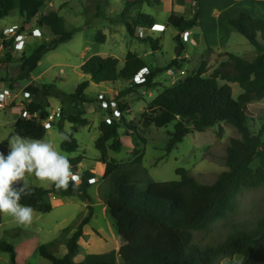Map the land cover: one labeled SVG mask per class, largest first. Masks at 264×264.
<instances>
[{"label":"trees","instance_id":"1","mask_svg":"<svg viewBox=\"0 0 264 264\" xmlns=\"http://www.w3.org/2000/svg\"><path fill=\"white\" fill-rule=\"evenodd\" d=\"M148 1L125 0L122 16L128 34L148 42L155 53L161 49L159 40L150 37L143 39L137 34L138 28L151 29L155 25V19L143 13L130 16L134 7ZM156 2L160 4L159 0ZM44 5V0H0V20L18 11L26 23L36 19L37 28L48 29L56 37L48 45L41 44L32 54L24 53L21 56L19 80H31L43 57L74 37V31L66 30L63 19L57 13L40 15ZM198 18V13H195L192 19L172 13L168 26L183 32L191 31L198 26ZM228 24L255 48L256 57L248 61L233 53H226L227 61L211 74H208L207 62L203 63L193 75L187 76L172 87H165L147 105L142 115L147 125H154L156 128H166L174 124V131L170 133L167 145L168 153L192 133H203L221 123H228L237 129L241 138L230 141L226 158L227 170L210 185L199 182L187 170L180 168L176 171L179 180L155 182L148 178L146 188L141 190L134 183L141 178V172L128 170V164H121L109 158V152L117 153L122 150L123 143L119 134L121 124L128 128V137H138L145 142L138 132V127L127 123L125 115L130 113L131 106L123 97L136 89L161 88L162 84L156 81L158 76L171 68L180 67L177 59L164 67H153L137 53L128 52L121 66L117 58L94 55L80 68L81 72L89 77L90 82L96 85H115L119 81L134 79L145 68L149 70L145 83L134 85L133 90L129 89L116 96L122 116L120 119H114L111 124L103 120L99 126L100 135L95 142V148L100 153L99 161L104 167L103 181L109 184V190L100 198L108 208L116 227L119 230L142 233L153 240L141 249L128 250L122 256L123 264H216L219 259L237 257L240 261L235 264H264V217L259 218L251 227L242 224L231 225L229 234L217 244L205 247L194 244V232L206 231L212 224L237 213V198L243 191L264 188V125L258 134H254L249 127L247 114L248 106L254 99H264V18L239 12L228 20ZM95 39L98 43H104L106 35L99 32ZM176 39L180 48H184L181 39ZM14 42L5 40L3 47L7 49ZM90 82L78 85L73 94L64 93L55 84L43 85V89L29 85L25 90L33 94L34 100L28 105L27 112L37 117L18 118L14 125L15 134L33 139L46 138L48 130L43 121L50 114V105L37 101L41 93L46 99L51 97L71 102L74 113L65 120L73 125L74 133L78 132L79 127L87 126L89 122L85 118V106L93 102L86 94ZM230 84H237L242 89L237 98H234ZM63 121L57 125L61 130L64 127ZM67 137L68 139L61 143L62 151L76 152L79 149L78 141L73 134ZM133 153L139 156L130 165L142 166L144 156L137 148ZM69 160L72 167H76L82 164L85 157L79 156ZM257 160L260 165L254 168L253 164ZM82 179L84 190L81 194L75 193V188L71 185L68 192L57 190L53 185L51 190L36 188L31 190V195L22 197L21 204L31 206L35 212L42 214L53 210L52 205L45 200L46 195L51 192L58 196H79L89 204L88 214L81 219L75 231L72 233L74 229L71 227L63 230L72 234L63 258L52 254L50 245L40 246L38 254L50 264H117L76 261L81 248L79 241L84 237V228L94 217V209L87 193L91 185L84 175ZM0 251L10 254L11 264H17L13 245L0 242Z\"/></svg>","mask_w":264,"mask_h":264},{"label":"rangeland","instance_id":"2","mask_svg":"<svg viewBox=\"0 0 264 264\" xmlns=\"http://www.w3.org/2000/svg\"><path fill=\"white\" fill-rule=\"evenodd\" d=\"M156 1L149 0L130 11V16L143 13L159 22L158 30L161 32L151 33L152 28H144L142 38L158 39L161 49L154 54L144 56V53L152 52L151 46L148 42L133 38L128 34L122 16L125 0H44L45 5L40 15L57 13L63 19L66 30L74 31V37L71 41L61 44L56 50L46 54L39 63V68L32 74V79L28 81L19 80L20 59L24 53L30 55L38 49L41 46V40L28 36L24 41L14 42L11 47L5 49L3 47L4 29L25 27L26 31L31 33L34 28L38 27L36 19L26 23L20 13L14 11L8 18L0 20V88H5L9 93L18 96L16 100L12 99L15 102L10 100L8 108L0 109V152L7 156L9 151L7 139L15 134V121L25 116V112L20 115L11 111V106L17 103L21 106L20 103L24 100L21 92L32 84L40 89H43L41 88L43 85L55 84L64 93L73 94L78 85L90 82L89 77L84 75L80 69L88 57L94 55L116 57L122 66L126 54L134 52L144 56L143 58L148 61L149 65L164 67L177 59L179 51V54L182 53L177 59L180 67L174 68L186 72L183 80L196 73L205 62H207L208 74L213 73L223 62L227 61L226 53H233L248 61L256 57L255 48L243 35L232 28L227 44L210 48L206 46V40L203 38L198 46L194 47L190 42H183L184 48H180L176 37L181 39L182 33L168 26V19L172 14V9L177 15L183 14L187 19L193 18L192 12L198 13L199 11L198 3H195V0H159V5ZM202 8V17L207 22L211 9L204 3H202ZM222 26L229 28L226 23L225 25L222 23ZM41 30L49 42L56 39L50 30ZM191 31L199 35V38L203 37L200 29L194 28ZM99 32L106 35V42L96 41L95 37ZM222 34L224 37L227 35L224 29ZM182 79L175 80L164 72L156 80L162 84V87L152 90L147 88L133 90L131 80L119 81L115 85H96L90 82L86 94L93 99V102L85 106V118L89 124L79 127L76 133L73 132V126L65 120L74 113V106L66 104L68 100L61 101L51 97L46 99L42 93L38 95L37 101L50 105L49 112L60 113V117L56 119L54 127L48 130L44 140L52 142L69 159L85 157L81 165L72 167L74 173H87V176H91L95 172L97 178H101L87 190L91 199L90 205L94 209V217L84 228V237L79 241L81 248L76 257L77 262L123 264L122 256L128 250L141 249L153 242L151 238L142 233L119 230L100 198L104 192L109 190L108 182L103 181L104 167L99 161L100 153L95 148V142L99 137V124L106 114L98 100L100 93H104L107 99H111L129 89L133 90L123 97L131 106L130 113L125 116L127 123L138 127V132L145 142L143 143L138 137H128L126 135L128 128L125 124H121L119 134L123 143L122 150L117 153L110 152L109 158L121 164H128V170L141 172V178L134 182L141 190L146 188L148 178L155 182L179 180L176 171L180 168L187 170L199 182L208 185L213 184L218 176L227 170L226 158L230 141L241 138L237 129L230 124L221 123L206 129L203 133H192L168 153L167 145L170 133L174 131V124L166 128H156L154 125H147L142 119L147 105L165 87H172ZM230 85L233 88L234 98H237L242 93V89L237 84ZM32 99L34 100L33 94ZM247 114L251 131L258 134L264 125V99H254L248 106ZM62 120H64L63 130L57 126ZM70 134L74 135L79 144V149L74 153H66L61 149L63 142L61 137ZM262 138L264 140V136ZM137 144L139 147H136ZM136 148L144 156L142 166L130 165L139 156L133 153ZM259 165L257 160L253 167L257 168ZM29 183L31 190L36 188L51 190L53 186L49 182L39 181L34 176L29 177ZM68 190L61 189L60 191L68 192ZM83 190V186L75 187L77 194H81ZM45 200L52 205V212L47 214L34 212L32 223L27 226L18 224L11 216L1 214L3 223L0 224V242H6L15 247L17 264H50L38 254L39 247L43 245H50L52 254L63 258L67 253V242L72 235L71 232L65 233L63 230L71 227L74 229L73 233L81 219L88 214L89 204L79 196H58L51 192L46 195ZM237 202V213L230 215L226 220L212 224L206 231L194 232V244L200 247L217 244L229 234L231 225L242 224L251 227L259 218L264 217V188L243 191L238 196ZM238 261H240L239 257L223 258L219 259L216 264H235ZM0 264H11L10 254L0 251Z\"/></svg>","mask_w":264,"mask_h":264},{"label":"clouds","instance_id":"3","mask_svg":"<svg viewBox=\"0 0 264 264\" xmlns=\"http://www.w3.org/2000/svg\"><path fill=\"white\" fill-rule=\"evenodd\" d=\"M61 139L67 140V136ZM8 140V154L0 152V214L11 216L20 225L32 223L35 210L20 203L31 195L29 177L49 182L57 190L78 187L80 174L72 171L69 158L52 142L14 134Z\"/></svg>","mask_w":264,"mask_h":264},{"label":"built area","instance_id":"4","mask_svg":"<svg viewBox=\"0 0 264 264\" xmlns=\"http://www.w3.org/2000/svg\"><path fill=\"white\" fill-rule=\"evenodd\" d=\"M165 27V26H164ZM159 29V25L155 24L152 27V32H161L158 30ZM161 29V28H160ZM141 31V30H140ZM165 32V31H164ZM141 32H139L138 36H141ZM4 36H5V40L6 41H10V40H14L15 42L19 43L24 41L28 36H31L35 39H40L41 40V44L43 45H48L50 44L48 38H46L43 35V32L41 29L39 28H34L31 33H28L25 29V27L20 28V29H16L14 27H8L4 29ZM181 42H190L193 46L196 45V42L194 41V39L191 38V34L189 31L187 32H182L181 35ZM187 57V56H186ZM149 74V70L147 68L143 69L140 71L139 75L136 76L134 79L131 80L133 86L134 85H140L145 83L146 78ZM167 74L169 77L175 79V80H179L182 79L186 76V72L184 70H176L175 68H171L167 71ZM144 89V88H142ZM146 89V88H145ZM21 94L23 95V101L20 103L21 106H18L19 104H15L13 106H11V111L16 112L17 114L19 113L20 115L22 113L25 112V116L24 117H20V118H24V119H31V118H36L37 115L32 116L31 114H29L27 112V108L28 105L31 103V98L32 95L29 92H26V90L24 89ZM18 98V96L16 94H11L9 93V91H7L5 88H0V109H6V107L8 108L10 100L15 102L14 100H16ZM14 99V100H12ZM98 100L101 102V108L106 111L104 120L111 124L112 121L114 119H120L122 116V112L119 108V100L116 99V97H112L111 99H107L106 95L104 93H100L98 95ZM60 113H52L50 112L48 118L46 120L43 121V125L47 130H50L54 127L56 119L59 116ZM81 177V176H80ZM99 180H101V178H97L95 172L92 178H88V182L90 184H96L97 182H99ZM78 186H84V182L83 179L81 177L80 183Z\"/></svg>","mask_w":264,"mask_h":264},{"label":"crops","instance_id":"5","mask_svg":"<svg viewBox=\"0 0 264 264\" xmlns=\"http://www.w3.org/2000/svg\"><path fill=\"white\" fill-rule=\"evenodd\" d=\"M195 3H198V5H199V11H198L199 18H198V22H197L198 26L195 27V28L196 29H200L203 32V37L199 38V35H195V34H193L192 31H190L191 38L194 39V41L196 42L195 46H198L203 38H205V40H206V46H209L210 48H213L214 46H219L221 44H227L228 41H229V37L232 34L231 30L233 29V28L231 29V27L229 26L228 20L231 17H233L234 15L238 14L239 12H246V13L250 14L252 17L264 18V0H199L197 2L195 0ZM195 3H193V5ZM202 3H204V5H208V7L211 9V12L209 14L210 16H209L207 22L202 17V13H203L202 12V9H203L202 8ZM173 8H174V6H173ZM173 10L174 9H172V13H175ZM179 13H183V12H179ZM178 15L185 17L183 14H178ZM192 15L194 17L195 16V12H192ZM222 23H224V25L226 23V25H228L229 28H226V27L222 26ZM155 24H159V22L155 20ZM223 29L227 33V35L225 37L222 34V30ZM143 30H144V28H138V33L137 34H139V32H141L142 33L141 36H140L141 38L143 37V34H144ZM166 30H167V28H166ZM150 32L151 33H156V32H152L151 30H150ZM86 49H88V48H86ZM152 53L154 54L153 51L150 52V53H144V56H149ZM181 54H179L177 56V59H179L181 57ZM139 56L144 57L142 55H139ZM185 56H187L189 58L188 55H185ZM91 57L86 58L82 64H84ZM106 57H109V56H106ZM114 58H116V57H114ZM125 58H126V56H125ZM182 59L183 58H181V60ZM38 68H39V66H38ZM65 103L69 104L70 106L72 105L70 101H66ZM66 106H68V105H66ZM57 109H59V108H57ZM60 109H64V108H60ZM16 121H15V123H16ZM102 121L103 120H101V122ZM99 126H100V124H99ZM99 135H100V132H99ZM109 155H110V152H109ZM75 173H78V172H75ZM78 174H80L81 177H82V175H84L87 178V180H88V178H92L93 177V175H91V176L88 175L87 176V173H78ZM90 185H92V184H90ZM2 218L3 217L0 214V224L3 223L2 222Z\"/></svg>","mask_w":264,"mask_h":264},{"label":"water","instance_id":"6","mask_svg":"<svg viewBox=\"0 0 264 264\" xmlns=\"http://www.w3.org/2000/svg\"><path fill=\"white\" fill-rule=\"evenodd\" d=\"M183 32V30H181V33ZM178 55H179V51H178Z\"/></svg>","mask_w":264,"mask_h":264}]
</instances>
